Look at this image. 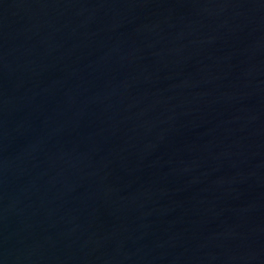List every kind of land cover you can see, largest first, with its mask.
Instances as JSON below:
<instances>
[{"label": "water", "instance_id": "1", "mask_svg": "<svg viewBox=\"0 0 264 264\" xmlns=\"http://www.w3.org/2000/svg\"><path fill=\"white\" fill-rule=\"evenodd\" d=\"M0 264H264V0H0Z\"/></svg>", "mask_w": 264, "mask_h": 264}]
</instances>
